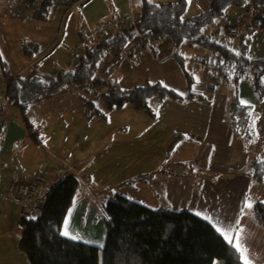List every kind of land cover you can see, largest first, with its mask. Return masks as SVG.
<instances>
[{
  "label": "crops",
  "instance_id": "0c3cea01",
  "mask_svg": "<svg viewBox=\"0 0 264 264\" xmlns=\"http://www.w3.org/2000/svg\"><path fill=\"white\" fill-rule=\"evenodd\" d=\"M78 1L14 0L16 5L30 10L28 14L20 13L24 18L43 19L53 8L58 7L77 10L81 28L77 31L74 45L80 42L84 31L89 27L98 23H111L132 12L139 14L132 0ZM147 1L151 4H164L177 0ZM185 1L184 17H191L208 8L212 0ZM257 7L260 11L257 29H264V8ZM241 8H238L236 14ZM225 29L221 32L212 30L208 37L213 42L227 45L232 39L226 35ZM249 37L245 56L249 59L263 58L264 42L254 44ZM255 39L263 41V36H256ZM31 43L35 45L25 52L27 56L34 53V58L28 60V67L42 73L37 68L38 61L35 62L37 58L34 56L38 42ZM179 46H173L166 37L151 35L138 50L135 48L130 54L125 52L115 57L111 53L108 56L107 63L116 61L109 71V81L119 87L131 88L159 82L176 93H181L179 95L182 97L195 95L194 99L183 102L150 99L149 106L154 111V116L146 114V124L156 138L165 140L164 149L158 153L157 163L146 174L136 177L133 169L126 171V175L120 174L128 180L146 182L152 200L157 201V206H147L149 208L191 211L210 223L215 230L217 227L222 230L230 228L233 240L235 232L240 231L249 264H264V227L256 221L253 213L255 204L264 205V183L247 173L252 161H264V73L258 80L237 77L236 74H223L222 77L227 79L223 83L226 87L224 92L222 84L218 87L215 83H205L206 91L200 94L191 86L195 83V75L198 72H210L214 82V72L210 71L208 64H213L220 57L197 43H189L185 46L195 47L194 51L198 50L197 46L207 51L202 59L191 60L190 67H186V56L175 52ZM20 49L24 50V46ZM162 49L168 52L160 58L158 54L162 53ZM174 53L183 57V68L188 73L189 80L174 59ZM21 55L23 56L22 53ZM0 61L5 70L6 64L1 56ZM107 63H104V68ZM14 74H20V70H15L12 75ZM83 100L72 90L29 105L25 116L31 124L30 130L22 119L19 107L4 103L3 130L0 133V193L5 191L7 183L12 179L27 182L38 174H46L54 180L74 175L78 179V187L74 202L63 220L61 234L67 231L68 235L63 236H75L77 239L74 240L101 247L105 243L106 228L97 215L108 198L105 200L100 195L96 201L97 211L90 214L91 203L99 195L92 200L83 192L87 191L86 184L90 183L88 179L100 182L101 174L96 170L88 171L87 163L94 164L99 155L101 162L111 168L115 159L121 158L113 146L122 143L129 129L124 128L123 124L108 125L105 121H92L97 115L90 112ZM233 100L251 109L254 132L249 138L242 137L230 123L228 108ZM97 117L105 119V116ZM34 134L35 138L32 136ZM153 162L152 159L149 163ZM130 181L123 185L131 186L135 182ZM104 190L112 189L105 187ZM246 203H250L251 207L246 208ZM21 216V207L16 200L0 199V264H28L25 253L18 246V220ZM96 225L98 228H93ZM223 239L225 240L224 237ZM212 264L224 262L215 260Z\"/></svg>",
  "mask_w": 264,
  "mask_h": 264
},
{
  "label": "trees",
  "instance_id": "16d2710c",
  "mask_svg": "<svg viewBox=\"0 0 264 264\" xmlns=\"http://www.w3.org/2000/svg\"><path fill=\"white\" fill-rule=\"evenodd\" d=\"M245 2L212 0L205 10L184 17L185 0L164 4L132 0L139 12L135 28L115 30L109 37L84 47L76 65L67 70L48 74L33 70L25 76L7 74L5 102L19 107L22 119L30 130L31 124L25 116L29 105L72 90L85 88L99 92L98 88L104 86L105 91L100 93V100L107 109H118L129 104L134 110L146 113L149 117L154 116L149 106L152 98L180 102L194 99V94L182 97L159 82L122 88L113 81L95 78L100 66L107 63L109 54L117 51L132 53L135 48L131 42L138 34L144 33L166 37L175 47L194 41L225 61L239 62L264 73V57H237L227 45L218 44L208 36L201 35L202 28L213 23L228 7L241 8ZM259 19L254 22L256 29ZM173 57L184 70L183 57L176 53ZM0 67L4 70L1 61ZM184 76L189 80L185 70ZM83 103L93 115L104 117L91 101L84 99ZM228 111L230 123L240 135L244 138L252 136L251 109L233 100ZM32 136L36 137L35 134ZM247 173L264 183V161H252ZM124 183L127 184V181ZM77 187L78 179L74 175L54 180L45 196L42 214L37 217L21 216L18 220V246L25 253L28 264H212L215 260H221L224 264H242L238 258L239 253L210 223L193 212L174 211L165 207L152 209L120 194L108 198L97 215L106 228L102 247L67 238L61 234V226L74 202ZM253 213L256 221L264 227V205L255 204Z\"/></svg>",
  "mask_w": 264,
  "mask_h": 264
},
{
  "label": "rangeland",
  "instance_id": "374dc122",
  "mask_svg": "<svg viewBox=\"0 0 264 264\" xmlns=\"http://www.w3.org/2000/svg\"><path fill=\"white\" fill-rule=\"evenodd\" d=\"M254 1L255 0H253L252 4L256 10L259 9L257 6L262 9L264 8V4L261 0H256L255 4ZM15 3L14 0H0V56L6 64L5 72L12 75L15 70H20V74L25 76L33 70V68L28 67V60L34 58L32 55L34 53L28 54V56L26 55L27 53H25L35 45L31 43L32 41L38 42L34 56L37 58L35 62L38 61L37 68H39L42 73H56L65 68L68 69L66 57L69 50L77 45H74L77 41V31L81 28L77 18V10L58 7L56 9L53 8V11L43 19L24 18L25 16L11 11L10 4ZM237 10L238 8L235 6L227 8L213 23L202 28L201 35L210 36L212 30L221 32L227 25L233 22ZM252 34L249 37L251 43L256 44L258 42V44H263L264 29H257ZM260 35L263 36V41L255 39L256 36ZM189 43L195 45L194 41L184 42L175 50V52L179 54L182 53L186 56V67H190L191 60L202 59L203 54L207 51L200 46H197L198 50L194 51V49H196L195 47L188 48L185 46ZM23 46L24 50H21L20 47ZM161 52L162 53H159L158 56L163 58L166 56L165 52L168 51L162 49ZM103 66L104 64L100 66L95 78L109 81L110 75H107ZM210 71L212 72L211 69ZM223 74L226 75L228 73H222L221 71H219V74L214 73L213 82L212 73L210 74L209 72L204 74L198 72L197 75H195V83L193 82L191 85L192 89H195L197 93L203 94V91H206L205 83L209 85L215 83L218 87L222 84L224 92L226 87L223 83L227 81V79L222 77ZM135 83L138 84V82ZM98 89L99 92L85 88L75 90L77 95H80V97L85 100L91 101L94 107L105 116V119L96 116L92 118V121H105L108 125L123 124L124 128L129 129V133L121 144L113 146V149L120 153L121 158H116L111 168H108L101 162L99 155L96 156L94 164L89 165L87 163L88 171L95 172L96 170L101 174L100 182L89 178L88 181H90V183L88 182V184H86L87 191L83 192V194L89 196L92 200H94L96 195H99L98 198L91 203L92 209L90 210V214L97 211L98 207L96 201L100 198V195L106 200V198L113 197V193H120L129 199L136 200L149 207L157 206V201L151 198L146 182L139 183L136 182L135 179H130L135 182L132 183L131 186H124L123 183L126 181L128 183V179L122 177L121 174L126 175L125 172L130 169L135 170L133 174H135L136 177L149 172L157 163L158 153L164 149L165 140L156 138L155 134L148 129L146 124L147 118L145 117L146 113L135 111L129 104H125L118 109H107L100 100V93L105 91L104 86ZM93 131L95 130H92V132ZM70 144L71 143H69V145ZM64 147L68 146L64 145ZM46 149L47 147L44 148V150ZM152 159L154 162L150 164L149 162ZM105 187H109L112 190L106 191L104 190ZM93 228H98V225Z\"/></svg>",
  "mask_w": 264,
  "mask_h": 264
},
{
  "label": "built area",
  "instance_id": "2783aa9c",
  "mask_svg": "<svg viewBox=\"0 0 264 264\" xmlns=\"http://www.w3.org/2000/svg\"><path fill=\"white\" fill-rule=\"evenodd\" d=\"M78 2H81L80 0ZM253 0H246L245 5L235 15L233 22L226 26L225 33L232 39V42L227 44V47L237 57L244 56L247 49V39L255 29V20L260 18V11L253 7ZM11 11L16 13H29L30 10L25 7H20L16 4H10ZM139 19V14L132 12L129 15H124L116 18L111 23H100L87 28L81 38V41L67 54L68 69L76 65L79 56L84 50V47L92 45L95 41L105 39L111 35L113 30H118L126 27H136ZM151 34H138L137 38L131 42L133 48H139ZM122 51L114 53L115 57L119 56ZM116 61H111L105 66L107 75L110 69L115 65ZM208 67L216 74L219 71L222 73L236 74L243 77L259 78L262 73L249 66L242 65L239 62H229L218 58L213 64ZM0 133L3 130V106L5 103V88L8 81L6 72L0 67ZM54 179L46 174H38L32 180L24 182L16 179L10 180L5 188V191L0 193V199L16 200L21 207V215L28 217H37L42 214L44 209V199L53 185Z\"/></svg>",
  "mask_w": 264,
  "mask_h": 264
},
{
  "label": "snow or ice",
  "instance_id": "6c2138e0",
  "mask_svg": "<svg viewBox=\"0 0 264 264\" xmlns=\"http://www.w3.org/2000/svg\"><path fill=\"white\" fill-rule=\"evenodd\" d=\"M188 2L190 3L191 0H188ZM242 103H244V102L242 101ZM245 207L246 208H250L251 204L250 203H246ZM216 230H217L218 233H220L225 238L226 242H228L229 245L231 247H233L237 253L240 254L238 258L242 261V264H249V261H248V259L246 257V249H244L243 246H242L243 245V237L241 235V232L240 231L235 232V240H233V234H232V231H231L230 228L222 230L221 228L217 227ZM63 235L67 236L68 232L65 231L63 233ZM71 238L72 239H77V237H75V236H73Z\"/></svg>",
  "mask_w": 264,
  "mask_h": 264
}]
</instances>
